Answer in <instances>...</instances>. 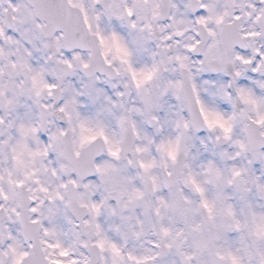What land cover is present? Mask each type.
<instances>
[{
	"label": "snow or ice",
	"instance_id": "snow-or-ice-1",
	"mask_svg": "<svg viewBox=\"0 0 264 264\" xmlns=\"http://www.w3.org/2000/svg\"><path fill=\"white\" fill-rule=\"evenodd\" d=\"M0 264H264V0H0Z\"/></svg>",
	"mask_w": 264,
	"mask_h": 264
}]
</instances>
